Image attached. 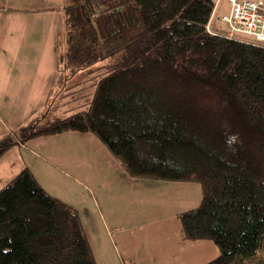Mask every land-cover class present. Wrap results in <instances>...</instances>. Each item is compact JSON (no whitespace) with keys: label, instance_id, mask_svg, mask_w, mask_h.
I'll return each mask as SVG.
<instances>
[{"label":"trees","instance_id":"obj_1","mask_svg":"<svg viewBox=\"0 0 264 264\" xmlns=\"http://www.w3.org/2000/svg\"><path fill=\"white\" fill-rule=\"evenodd\" d=\"M213 6L64 0L59 83L75 106L21 140L90 133L130 177L198 183L182 239L218 248L203 264H264V48L209 32ZM67 72L89 85L65 89ZM0 264H96L78 211L27 167L0 189Z\"/></svg>","mask_w":264,"mask_h":264},{"label":"rangeland","instance_id":"obj_2","mask_svg":"<svg viewBox=\"0 0 264 264\" xmlns=\"http://www.w3.org/2000/svg\"><path fill=\"white\" fill-rule=\"evenodd\" d=\"M217 2L218 0L213 6L206 26L209 32L224 36L229 31V22L224 21L223 17L229 13L230 3L228 0V12L218 18ZM237 37L250 40L240 34ZM58 74L60 78L59 67ZM66 74L70 75L69 72ZM86 78V72L69 76L65 89L75 88V85H80L82 89L86 88L89 85L88 81L83 82ZM63 86L62 84L61 87L59 83L54 90L55 94L51 95L53 100L47 101L44 110L34 117L32 123L46 121L53 114L64 117L73 111L70 108L74 107L75 103L64 97L66 90ZM91 91L87 88L85 98ZM32 129L31 127L29 131ZM5 135L9 133L2 134ZM84 136L87 146L80 145V150L74 154L76 164L64 162L63 165L52 141L47 144L50 150L47 152L48 156L45 152L47 146L41 148L44 156L61 165L60 169L62 167L67 172L66 175L55 171L52 175L39 173L38 178L42 185L38 183L46 192L69 205H75L78 210L83 211V215L88 213L93 221L99 211L111 231L113 244L120 255L134 257L141 264H203L219 254L218 248L211 241L182 239L179 213L199 204L201 187L198 183L130 177L99 139L92 134ZM63 143L58 141L57 144L59 146L66 144ZM69 143L72 147L74 142ZM78 156L82 160L80 163L84 165L79 164ZM150 254L156 255L157 259L147 261ZM125 263L127 264V261Z\"/></svg>","mask_w":264,"mask_h":264},{"label":"crops","instance_id":"obj_3","mask_svg":"<svg viewBox=\"0 0 264 264\" xmlns=\"http://www.w3.org/2000/svg\"><path fill=\"white\" fill-rule=\"evenodd\" d=\"M209 1L216 3V0ZM63 4L64 0H0V143L8 137L16 142L0 156V189L25 167L41 185L39 173L52 175L55 171L66 175L61 165L46 157L50 152L47 144L51 141L63 165L64 162L76 164L74 154L80 145L87 146L84 135L90 133L74 131L21 140L31 127L43 124V120L40 123L32 120L44 110L59 86L57 57ZM217 5L216 17L228 12V0H218ZM4 132L9 135L2 136ZM58 141L66 143L61 145L62 150ZM69 142H74L72 147ZM43 146H47L46 156L41 151ZM77 160L84 165L80 163V156ZM77 211L96 264H126V261L141 264L134 257L120 255L99 211L94 221L88 213L83 215L82 210ZM156 259V255L150 254L147 261Z\"/></svg>","mask_w":264,"mask_h":264},{"label":"built area","instance_id":"obj_4","mask_svg":"<svg viewBox=\"0 0 264 264\" xmlns=\"http://www.w3.org/2000/svg\"><path fill=\"white\" fill-rule=\"evenodd\" d=\"M230 11L223 20L229 22L225 38L264 48V1L229 0ZM245 36L244 39L237 37Z\"/></svg>","mask_w":264,"mask_h":264}]
</instances>
